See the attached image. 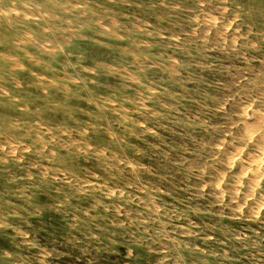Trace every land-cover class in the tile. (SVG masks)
Returning a JSON list of instances; mask_svg holds the SVG:
<instances>
[{"label": "rangeland", "instance_id": "1", "mask_svg": "<svg viewBox=\"0 0 264 264\" xmlns=\"http://www.w3.org/2000/svg\"><path fill=\"white\" fill-rule=\"evenodd\" d=\"M0 264H264V0H0Z\"/></svg>", "mask_w": 264, "mask_h": 264}, {"label": "bare ground", "instance_id": "2", "mask_svg": "<svg viewBox=\"0 0 264 264\" xmlns=\"http://www.w3.org/2000/svg\"><path fill=\"white\" fill-rule=\"evenodd\" d=\"M232 6V5H231ZM259 26V25H258ZM218 51V50H217ZM34 93V92H33ZM241 101V100H240ZM38 107V106H37ZM200 140V139H199ZM10 149V148H9ZM208 170V169H207ZM50 173V172H49ZM248 182V181H247ZM35 191V190H34ZM214 192V191H213ZM33 208V207H32ZM49 208V207H48Z\"/></svg>", "mask_w": 264, "mask_h": 264}]
</instances>
